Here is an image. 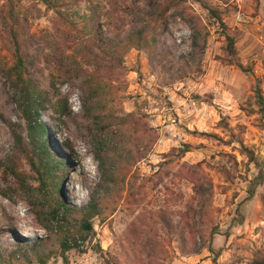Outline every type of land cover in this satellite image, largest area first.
<instances>
[{"label": "rangeland", "instance_id": "rangeland-1", "mask_svg": "<svg viewBox=\"0 0 264 264\" xmlns=\"http://www.w3.org/2000/svg\"><path fill=\"white\" fill-rule=\"evenodd\" d=\"M201 1L218 10L223 29L199 0L177 7L168 0H0V69L11 65L14 49L28 58V75L42 90L38 116L47 147L65 162L56 186L63 200L84 205L99 175L74 70L92 74L98 92L93 110L108 127L101 139L123 155V174L103 190L91 232L83 239L76 234L78 248L62 254L57 237L48 234L42 264H128L135 258L148 264L143 256L152 240L156 264H213L211 258L254 264L264 255V176L243 202L254 162L264 175V0ZM157 4L168 5L161 16ZM182 10L208 32L198 62L184 58L190 26ZM224 34L233 38L232 58ZM9 125L26 142L24 121L0 75V161L11 145ZM182 143L189 148L178 155L174 148ZM19 170L36 186L23 159ZM0 190L8 196L0 194V246L45 236L13 177H0ZM238 212L244 220L232 226ZM161 214L184 230V244L176 230L167 233Z\"/></svg>", "mask_w": 264, "mask_h": 264}, {"label": "trees", "instance_id": "trees-1", "mask_svg": "<svg viewBox=\"0 0 264 264\" xmlns=\"http://www.w3.org/2000/svg\"><path fill=\"white\" fill-rule=\"evenodd\" d=\"M168 1L177 7L183 0ZM199 3H202V1L199 0ZM201 5L206 9L209 17L214 21L216 26L223 29L224 24L218 10L204 3ZM156 7H159L158 13L161 16L168 8V5L161 6L157 4L153 6V8ZM9 14L10 17H12V14ZM179 15L190 26V50L187 57L184 58L186 61L198 62L203 54L208 32L204 26L199 24L197 17L194 15L186 14L183 10ZM135 35L140 39L141 31L137 30ZM224 39L225 51L228 56L232 58L235 54L233 38L228 34H224ZM139 41L140 40H137V42H135L136 45H140ZM12 59L11 65L0 69V75L9 86L15 108L20 118L24 121L26 142L23 141L21 134L12 125L8 126L11 136V145L5 160L0 161V177L2 181H6L8 176L13 177L17 190L28 203L29 210L34 215L36 222L46 232V235L35 239L29 244L18 242L10 248H3L0 246V264H15L16 262L31 264L34 261L42 264L45 257L40 253V247L44 245V241L47 239L48 234L53 233L57 237V247L62 254L70 249L78 248L75 239L76 234L79 235L78 237L80 239H83L85 234L91 232V220L93 217L100 214V199L103 190L108 188V184L112 181V178L119 175L121 177L123 174V155H115L112 148L101 139L105 134V130H108V127L104 124L105 121H103V123L99 121L98 113L93 110L95 103L98 101V92L97 87L92 84V74L79 68L74 70L73 78L79 79L81 84V108L83 110V115L91 125V128L88 130L90 135L88 138V145L96 161V168L99 175L84 205L75 206L67 204L56 187L62 177V170L65 162L62 159H53L51 157L47 147L46 126L38 116V112L43 107L44 103L41 97L42 90L37 87L35 82L28 75V58L23 53L19 52L18 49H14L12 52ZM228 63L233 64L242 72L248 71V68H244L239 62H233L232 59H229ZM254 94L257 103L261 105L262 101L258 88L254 89ZM47 99L48 98L45 96V103ZM125 115L130 116V114ZM188 148V144L182 143L180 148L174 149L179 153L178 155H182L188 151ZM20 159H23L28 167L35 173L37 180L36 186L33 187L29 185L23 178L19 170ZM249 159L253 161L252 156H249ZM254 166L256 172L248 182L247 196L243 199V202L247 201L253 195L255 188L260 186L263 181L264 175L261 164L258 165L254 162ZM47 182L49 183L48 185H46ZM47 187H50V193ZM0 194L4 197H8L1 190ZM159 217L167 233H173V231L176 230V240L184 244L186 240L184 230L178 225L171 224L162 214L159 215ZM243 220V214L238 212L237 215L231 219V224L232 226L240 225ZM190 231L189 228L187 232L191 234ZM225 234L228 233L225 232ZM154 245L155 240H152V248L150 251H146L143 256L146 261H148V264H156V262L153 261L155 258ZM193 252L196 253L197 250ZM211 262L216 264L214 258H211ZM139 263L142 264L139 258H135L133 261L128 260V264ZM254 264H264V255L255 260Z\"/></svg>", "mask_w": 264, "mask_h": 264}]
</instances>
